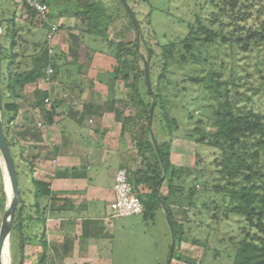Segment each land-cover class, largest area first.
<instances>
[{"label":"trees","instance_id":"1","mask_svg":"<svg viewBox=\"0 0 264 264\" xmlns=\"http://www.w3.org/2000/svg\"><path fill=\"white\" fill-rule=\"evenodd\" d=\"M43 2L46 3V0ZM24 6L29 18H34L36 13L25 4ZM47 16L52 17L49 7ZM73 16L80 19L81 25L86 28L85 31H80L81 34L100 39L112 48L109 71L113 74V83L123 84L122 98L110 99L102 105L85 104L83 113L98 118L105 112L113 113L115 120L121 124L122 132H129L132 140L136 141L135 147L138 157L142 158L143 168L135 170L130 181L136 190L140 185L147 189V193H138L144 205L140 215L144 219H152L158 210L164 209L170 219L174 240H178V246L187 241L184 223L178 222L177 218L182 211L188 215L195 206V192L198 189L195 184L188 186L187 179L194 175L193 180H197L198 177H203V172L195 168L176 167L170 161V147L179 126L178 120L172 114L174 106L170 99L169 76L173 68L184 69V82L202 89L206 95V107L210 109V114L206 117L208 125H205V120H196L194 128L187 131L185 138L195 146L204 145L216 151L217 155L212 161V172L215 176L202 186L221 198L220 201H215L214 218L216 211L223 204L226 207V218L234 215L244 223L232 264H264V106L262 112H255L247 106L251 97L246 94H260L264 86V76L261 75L262 70L257 68V73L260 74L258 88L249 84L247 75L244 78L237 77L234 69L230 71L228 78H223L225 66L223 63L216 64V55L211 54L221 47H228L232 57L238 52L245 59L253 52L264 53V4L261 0H206L195 8L193 20L186 22L185 35L175 42L158 41L156 52L142 38L146 59L139 52L138 40L141 39V34L131 10L125 11L123 16L128 17L130 26L137 33L132 43H115L108 40V29L115 17L108 13L107 7L96 0L80 1L73 11ZM148 20L150 21L149 16ZM40 25L43 31L48 32L45 24ZM17 28L13 17L6 27L2 28L0 35L1 66L9 58L6 76H2L1 70L0 80L1 117L9 151L11 147L18 145L16 135L20 137L21 142L28 145L42 142V133L36 126L25 125L13 132L12 126L19 108L14 101L9 100L19 97L16 90L21 91L27 85L37 84L44 77L47 66L54 70L51 84L57 79L61 67V56L52 53L50 46L45 42L32 43L34 53L22 67L17 61L18 54L15 51L16 39L19 37ZM153 33L156 34L155 30ZM69 38L75 39L74 36ZM2 40L8 45L9 55L6 54ZM23 42L26 43L27 40L24 39ZM77 43L78 48L84 47L79 39ZM56 49L60 51V48ZM77 53L72 56L71 64H76ZM22 57L26 58L25 55ZM144 63L147 66L149 88L145 81ZM176 87L177 84L173 86ZM50 94L51 90L38 91L41 105L38 118L45 126L52 125L56 116L57 101L50 100ZM46 98H49L48 103L44 102ZM192 119L193 114L188 116V120ZM154 122L165 129L168 137L166 141H158L155 138L152 131ZM207 127H210V130ZM19 151L21 153L22 148ZM11 157L13 159L12 154ZM36 159V155L25 159L31 175ZM66 174L79 175L78 169L75 168L69 169ZM15 175L17 179L16 170ZM63 175L65 173H57V176ZM32 185L34 202L27 205L21 200L20 226L18 228V220L15 218L11 237L16 233L18 237H23L24 246L39 247L36 264H60L57 260L49 259L45 242L46 210L48 203L52 201L49 184L32 178ZM163 189L165 193H162ZM0 198L2 202L6 201L2 184ZM193 242L197 244V241ZM18 246L20 250V238ZM175 246L176 244L172 259L175 257ZM176 255L177 262L199 264L187 259L178 251ZM214 256L217 257L216 253ZM26 259L25 257L23 262Z\"/></svg>","mask_w":264,"mask_h":264},{"label":"rangeland","instance_id":"2","mask_svg":"<svg viewBox=\"0 0 264 264\" xmlns=\"http://www.w3.org/2000/svg\"><path fill=\"white\" fill-rule=\"evenodd\" d=\"M46 1L49 4L50 15L53 16L63 10L74 11L75 7L72 6V2L76 3L78 7L79 2L82 0ZM96 1L107 7L108 13L115 17L108 29V40L115 43L120 41L134 42L137 33L130 26L128 17L123 16L125 11L128 12L127 8L133 12L141 34V39L138 40L139 52L146 59L144 41L158 52L156 46L158 41L160 43L175 42L177 39L183 37L187 31L186 22L193 20V11L196 7L205 3L206 0ZM261 2L264 4V0H261ZM26 9L21 0H0L2 28L6 27L13 17L18 27L17 34L19 37L16 39L15 51L18 54L17 61L21 63L22 67L28 63L27 58L34 53L32 43L45 42L50 46L52 53L54 52L61 56L59 60L61 67L57 82L53 84L54 93L63 95V93H67L65 91L66 87L69 90L68 93L70 91H86L93 84V88L100 91L103 90L106 93H113L117 98H122L124 91L123 84L120 82L113 83V74L109 71L110 58L113 51L112 48L108 47V44L100 39L85 36L81 33L78 35V32H75L77 34L74 36V40L71 38L67 39V49L58 51L56 45L60 42L61 35L56 33L48 41L47 32L40 28V18L37 15L32 19L29 18ZM116 15L121 16L117 17ZM148 16L151 22L148 20ZM51 18L53 19V17ZM74 23L76 24L75 30L82 32L86 30L81 25L80 19L75 18ZM154 30L156 34L153 33ZM24 39L27 40V44L23 42ZM77 39L84 44V47L82 46L83 49L81 46L78 48ZM2 41L3 47L6 48V54L9 55L7 52L8 45L4 40ZM23 49L24 52H22ZM75 53L78 55L75 58L76 64L74 65L71 62L73 61L72 56L76 55ZM211 54L213 56L216 55L214 60L216 64L223 63L225 66L223 78H228L230 71L234 69L237 77L244 78L247 75L249 84L251 83L253 87L258 88L260 74L257 73V68L262 70L261 75L264 76V53L257 54V52H253L245 59L238 52H236L235 57H232L228 47H221L216 53L211 52ZM22 55H25L26 58H23ZM8 61L9 58L1 66L3 77L6 76ZM185 69H188V67H185ZM184 71V69L173 68L172 74L169 76L171 82V88L169 89L170 99L171 104L174 106L172 114L178 120L179 126V130L175 133L170 147V161L176 167L201 170L203 177L193 180L194 175H191V178L187 179V185L195 184L198 190L195 192V206L191 208L188 215L184 214L183 211L178 215V222L183 221L184 223V233L187 241L181 243L179 246L178 240L175 241V257L178 251V253L187 257V259L199 264H232V257L235 253L236 244L240 240L241 228L244 227V223L241 218L234 215H229L226 218L224 216L226 207L223 204L220 205L222 208L220 207L216 211V218H214L215 210L213 207L215 201H220L221 198L220 196H216L212 191H207L202 186L208 179L210 180L215 176L214 172H212L214 170L212 161L217 155L216 151L204 145L195 146L194 143L185 138L187 131L194 128L196 120H205V125H208L206 124V117L210 114V109L206 107V95L202 89L184 82ZM241 82L243 81L241 80ZM175 84H177V87L173 88ZM41 90L42 86L40 83L27 85L21 91L16 90L19 97L9 100V102L14 101L19 108L18 120L16 118L15 124L13 123L12 126L13 132H16L25 125L36 126L38 112L41 107L38 91ZM246 94L251 97V101L247 106L255 112H262L264 106V86L260 94L252 95L251 92H247ZM27 95L34 100V104L37 107L36 111L31 110L29 105H27L29 101ZM192 114L194 115V119L192 121L188 120V116ZM24 123L26 124L23 125ZM207 129L210 130V127H207ZM152 131L158 141L167 140L168 137L162 125L154 122ZM125 133H128L131 137L129 132ZM15 140L18 142V145L11 147L10 152L13 156L15 170L18 173L17 182L18 189L21 192H19L20 198L25 204L29 205L34 202V187L32 185L34 172L31 175L25 159L30 157L33 148L31 149L28 144L21 142L20 137L17 135L15 136ZM131 144L137 153L135 147L136 141H133L132 138ZM20 148H22L21 153L19 151ZM138 159V169H142V158L139 157ZM107 165H109L107 168L110 171H114L117 168L116 158L108 155ZM3 169L4 165L0 157V189L3 177L5 181ZM137 191L139 193V190ZM0 207L2 208L0 210L1 227L3 215L8 208L7 197L4 202L0 198ZM114 222L116 224L115 233L112 243L109 245L112 252V264H167L172 235L165 213L158 210L152 219L150 217L144 219L141 215L132 216L129 219L115 218ZM11 234L9 235L7 252L4 254V263L18 264L21 250V248L19 250L18 246L20 235L18 237L15 233L11 237ZM193 241H197V244ZM38 251L37 246H24V258L26 257L27 259L22 264H36ZM215 253L217 257L214 256ZM175 257L171 260L170 264H187L185 262H177Z\"/></svg>","mask_w":264,"mask_h":264},{"label":"crops","instance_id":"3","mask_svg":"<svg viewBox=\"0 0 264 264\" xmlns=\"http://www.w3.org/2000/svg\"><path fill=\"white\" fill-rule=\"evenodd\" d=\"M72 3L77 8L76 3ZM52 17L48 18L57 27L62 26L57 31L61 38L56 47L67 49V39L75 36V32L80 33L75 30L73 11L63 10ZM56 82L57 79L49 85L42 79L38 82L42 90H51L50 100L57 101L56 116L54 123L48 126L38 118L36 126L42 127L38 128L42 133V142L29 144L33 148L31 155L37 156L34 179L49 184L51 191L52 201L48 203L45 216L48 257L60 264H112L109 245L115 233L114 219L117 218L110 209L114 199V175L117 170L125 169L131 178L138 169L139 157L131 144L130 135L122 132L121 124L115 120L113 113L105 112L98 118L84 114L83 106L102 105L110 99L121 98L93 88V84L80 92L68 93L66 87L67 93L61 95L54 93L53 84ZM27 98V105L36 111L34 100L29 95ZM108 155L116 158L117 168L114 171L107 168ZM71 168L78 169L79 175L66 174ZM58 172L65 175L57 176ZM2 184L4 186V177ZM137 190L139 194L147 193L143 185ZM160 211L167 215L164 209Z\"/></svg>","mask_w":264,"mask_h":264},{"label":"built area","instance_id":"4","mask_svg":"<svg viewBox=\"0 0 264 264\" xmlns=\"http://www.w3.org/2000/svg\"><path fill=\"white\" fill-rule=\"evenodd\" d=\"M28 8L32 9L40 18L42 24L48 27L47 40L50 41L57 33L58 27L48 18V6L43 0H21ZM54 73L51 66H47L44 71L42 81L49 85L50 79ZM49 102V98L44 100ZM113 201L110 203V209L114 217L124 218L128 216L140 215L144 210V205L138 197V192L130 181V175L127 170L119 169L114 175L112 183Z\"/></svg>","mask_w":264,"mask_h":264},{"label":"water","instance_id":"5","mask_svg":"<svg viewBox=\"0 0 264 264\" xmlns=\"http://www.w3.org/2000/svg\"><path fill=\"white\" fill-rule=\"evenodd\" d=\"M127 10L130 12L129 8H127ZM1 30H2V23L0 20V35H1ZM0 50H1V40H0ZM144 73H145V81L147 84V88H149L148 71H147L146 63H144ZM0 80H1V62H0ZM152 111H153V103L151 104V107H150V118L152 117ZM0 157L2 159V162L4 165L3 170H4L5 175L8 178L9 186L11 190V195L9 196L7 193V190L5 187V181H4V191L7 197L8 208L6 209L3 215L2 223L0 227V264H5L3 261V250L6 245H9L8 243L9 235L13 228L15 218L18 220V228L20 226L19 218H20V213L22 209V201L20 198L18 182H17L16 175H15L14 162H13L10 151L5 141L3 122H2V117H1V98H0ZM162 179L163 177L160 178V180ZM166 219L168 221V224L171 230V235H172V242L170 245L169 257H168V262H167V264H170L172 260L175 240H174V235L172 232V227H171L170 219L168 215H166ZM20 248H21L20 260L18 264H22L24 260V241L21 235H20Z\"/></svg>","mask_w":264,"mask_h":264},{"label":"bare ground","instance_id":"6","mask_svg":"<svg viewBox=\"0 0 264 264\" xmlns=\"http://www.w3.org/2000/svg\"><path fill=\"white\" fill-rule=\"evenodd\" d=\"M5 184H6V190L8 195H11V190H10V186H9V181L7 176L5 175ZM7 252V245L5 246L4 250H3V261H4V254ZM6 256V255H5Z\"/></svg>","mask_w":264,"mask_h":264}]
</instances>
